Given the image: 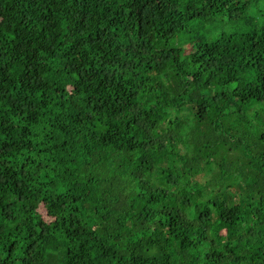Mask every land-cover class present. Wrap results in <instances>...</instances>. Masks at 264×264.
Wrapping results in <instances>:
<instances>
[{
	"label": "trees",
	"instance_id": "obj_1",
	"mask_svg": "<svg viewBox=\"0 0 264 264\" xmlns=\"http://www.w3.org/2000/svg\"><path fill=\"white\" fill-rule=\"evenodd\" d=\"M261 1L0 0V264H264Z\"/></svg>",
	"mask_w": 264,
	"mask_h": 264
},
{
	"label": "rangeland",
	"instance_id": "obj_2",
	"mask_svg": "<svg viewBox=\"0 0 264 264\" xmlns=\"http://www.w3.org/2000/svg\"><path fill=\"white\" fill-rule=\"evenodd\" d=\"M257 7H261V8H264V1H261V2H259V4L257 5ZM188 49H185L184 51H183V53L184 54H186V53H188V51H187Z\"/></svg>",
	"mask_w": 264,
	"mask_h": 264
}]
</instances>
